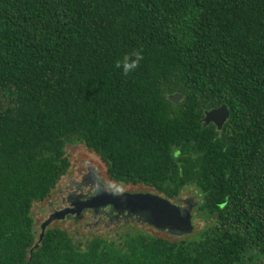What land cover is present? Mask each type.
<instances>
[{
  "label": "trees",
  "instance_id": "16d2710c",
  "mask_svg": "<svg viewBox=\"0 0 264 264\" xmlns=\"http://www.w3.org/2000/svg\"><path fill=\"white\" fill-rule=\"evenodd\" d=\"M77 142L118 184L199 191L198 231L40 240ZM0 264H264V0H0Z\"/></svg>",
  "mask_w": 264,
  "mask_h": 264
},
{
  "label": "rangeland",
  "instance_id": "374dc122",
  "mask_svg": "<svg viewBox=\"0 0 264 264\" xmlns=\"http://www.w3.org/2000/svg\"><path fill=\"white\" fill-rule=\"evenodd\" d=\"M66 153L71 162L68 173L62 177L52 196L47 201L35 205L34 213L39 223L54 213L68 211L64 216L56 218L51 224L67 229L78 240L90 238L97 232V234H101L102 231H108L107 229L111 227L114 231H118L117 233L119 234L129 229H138L139 231L164 235L170 238L183 235L177 228L153 224V217L149 212H133L125 208H115L111 204L98 206L97 208H83L78 211L79 207L84 203L105 195L107 192L104 190L107 185H121L108 178L106 163L95 151L88 148L85 143L68 144ZM123 187L125 192L127 190L150 191L148 188L139 186L124 185ZM97 189L100 190L101 194L94 195L91 190L96 191ZM182 197H191L197 203L200 198V192L196 191L192 196L188 195V192H184ZM57 203L65 206V208L58 209L56 207ZM79 203L81 205H78ZM175 204L179 207H185V204L176 202ZM191 216H193L192 213ZM203 222L205 221L202 219L200 223L203 224ZM191 224L193 226L192 232L185 234L194 235L198 231L200 226L199 219L191 218ZM92 226L93 228L90 230Z\"/></svg>",
  "mask_w": 264,
  "mask_h": 264
},
{
  "label": "water",
  "instance_id": "95a60500",
  "mask_svg": "<svg viewBox=\"0 0 264 264\" xmlns=\"http://www.w3.org/2000/svg\"><path fill=\"white\" fill-rule=\"evenodd\" d=\"M181 98L182 96L179 93L170 96V99L176 103ZM229 116L230 111L227 105L223 104L218 108L206 110L203 121L205 125L214 123L220 130ZM181 201L185 204V207H179L170 199L152 191H124L123 194L117 196L106 193L93 201L81 205L78 211H81L83 208H97L98 206L111 204L115 208H125L133 212H149L153 217L152 223L156 226H171L179 229L182 234H185L193 230L190 211L194 207L195 202L191 197L181 199ZM66 213L68 211L54 213L42 222L40 240L43 239L47 226L56 218H60Z\"/></svg>",
  "mask_w": 264,
  "mask_h": 264
},
{
  "label": "clouds",
  "instance_id": "9594fccd",
  "mask_svg": "<svg viewBox=\"0 0 264 264\" xmlns=\"http://www.w3.org/2000/svg\"><path fill=\"white\" fill-rule=\"evenodd\" d=\"M144 59V54L142 49H134L132 52L125 54L122 59H118L115 63V67L117 69H121L125 76L129 75L130 73L134 72L140 65V62ZM109 195H121L125 191L124 187L117 186L115 184L107 185L106 189L104 190ZM94 195L101 194L100 190L97 189Z\"/></svg>",
  "mask_w": 264,
  "mask_h": 264
},
{
  "label": "flooded vegetation",
  "instance_id": "af4514ba",
  "mask_svg": "<svg viewBox=\"0 0 264 264\" xmlns=\"http://www.w3.org/2000/svg\"><path fill=\"white\" fill-rule=\"evenodd\" d=\"M73 183V182H72ZM76 184V183H75ZM74 184V185H75ZM80 185H81V183H79ZM120 185H122V184H120ZM124 186V185H123ZM99 188V187H98ZM75 190V189H74ZM90 191V190H89ZM92 191V193L93 192H95L94 190H91ZM127 191H130V192H138V191H131V190H127ZM140 191V190H139ZM146 191H148V190H146ZM146 191H144V192H146ZM181 199H184L182 196H181V198H179L178 199V201H179V204H184L182 201H181ZM85 204V203H84ZM78 205H81L80 203L78 204ZM56 207L58 208V209H62V208H65V206H63V205H61V204H58L57 203V205H56ZM92 228H93V226L91 227V229L90 230H92ZM112 228V227H111ZM111 228H109V229H107L108 231H102V236H106V237H109V238H113V237H116V236H118L119 235V233H117L116 231H114L113 229H111ZM112 231H114V232H112ZM91 233V232H90ZM98 233V232H97ZM96 233V234H97ZM120 233H122V232H120ZM95 234V235H96ZM94 236V235H93ZM92 236V237H93ZM92 237H90V238H92Z\"/></svg>",
  "mask_w": 264,
  "mask_h": 264
}]
</instances>
